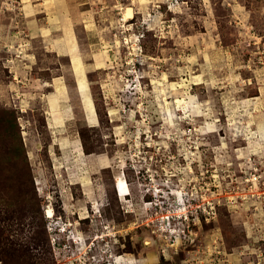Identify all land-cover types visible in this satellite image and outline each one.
<instances>
[{"label":"rangeland","instance_id":"374dc122","mask_svg":"<svg viewBox=\"0 0 264 264\" xmlns=\"http://www.w3.org/2000/svg\"><path fill=\"white\" fill-rule=\"evenodd\" d=\"M77 147L107 166L88 186L61 165ZM178 180L223 205L158 262L143 193ZM263 184L264 0H0V264H194L214 242L264 264Z\"/></svg>","mask_w":264,"mask_h":264},{"label":"built area","instance_id":"2783aa9c","mask_svg":"<svg viewBox=\"0 0 264 264\" xmlns=\"http://www.w3.org/2000/svg\"><path fill=\"white\" fill-rule=\"evenodd\" d=\"M145 153L149 155L148 151H145L144 154ZM255 170L258 169L254 168L253 171L255 172ZM261 180L262 178L260 175L253 173L251 178L246 181L258 186V183H263ZM180 183L181 181L178 180L177 183L170 186V182H164L161 185H155L148 188L143 193L142 202L144 206L147 207L146 209L152 212L150 213V218L147 222L144 221L142 226L151 227V225H154L156 227L153 234L157 235L159 241L162 242L160 255L166 261H171V250L177 254V251L182 249L185 245L189 244V247L194 248L196 246L194 243L199 233L198 230L195 231V228L199 227V223H201L202 219L207 223H210V219H215L217 205L219 207L223 205L222 199L210 202L207 199L202 198L203 202H200L199 199L201 196H197L198 192L196 191V188L192 187L190 184L187 190L186 188L180 189ZM204 185L207 186L208 183L204 182ZM115 189L120 199L116 183ZM148 196H150V199L146 200V197ZM130 197L131 193L126 196V200L130 199ZM254 197H256V195ZM125 213L129 214V211L126 210ZM67 225L69 224L61 222L59 230L62 231V233H65V227H67ZM100 238L101 236H96L90 245H88L87 248L88 251H90L89 253H91L93 249H96L95 243ZM73 241L74 243H77L75 240ZM202 249V252L199 247L196 251H193L194 249L188 251L189 253L193 251L192 253L196 254L194 264H219L225 261L227 256L225 250L222 249L221 246H218L216 242H214V245H212L211 248L208 245L206 249ZM91 258L93 264H100V262L96 260L97 258L95 255H92ZM121 258V256L117 258L114 257L112 258L113 263L109 264H117L118 259Z\"/></svg>","mask_w":264,"mask_h":264},{"label":"crops","instance_id":"0c3cea01","mask_svg":"<svg viewBox=\"0 0 264 264\" xmlns=\"http://www.w3.org/2000/svg\"><path fill=\"white\" fill-rule=\"evenodd\" d=\"M58 149L60 151V154H63L65 159H66L67 156H69V158H68L69 160L67 161V163L65 164V162H66L65 161L61 165H68V164L70 165L72 163L75 164L74 171L76 172V174H75V176H71L72 177L71 179H74V181H75L74 185H76V186H78V185H80V186L91 185L93 183V179H92L91 176L93 174L94 175L97 174L96 171L98 169H103V167L104 168L107 167V166H105L106 164H105V160L104 159H102V158H98L97 159V158H95V156L85 154L84 151H83V154H82L81 150L78 147H77L76 150L71 149L69 151H67V149H65V148H63V150H61V148H58ZM73 160H74V162H70V161H73ZM70 169L71 168H67L66 166H63L62 171L65 172V174L66 173L68 174ZM71 179H68V180H71ZM69 182L71 183V181H69ZM88 207H90V206H88ZM90 209L91 210L89 211V215H90L89 218L92 220L93 216L91 217V214L95 213V208L91 205ZM158 254H159L158 262H159L160 258H161V255H160V252H158ZM235 254L234 255L230 254V255L226 256L225 261H223V262H221L219 264H242V259L243 258L241 256H239L240 254H237V255H235ZM124 255H128L129 256V254H127V253L124 254ZM140 261L149 262L150 260H148V259L147 260L146 259L142 260L141 259V260H138V262H137V260H135V259L131 260V257H129V258L122 257L121 259L118 260L117 264H137V263L142 264V263H140ZM258 262H257V264H260V260ZM208 264H210V263H208Z\"/></svg>","mask_w":264,"mask_h":264},{"label":"bare ground","instance_id":"6f19581e","mask_svg":"<svg viewBox=\"0 0 264 264\" xmlns=\"http://www.w3.org/2000/svg\"><path fill=\"white\" fill-rule=\"evenodd\" d=\"M134 19V10L131 8V7H126V8H124L123 9V18H122V22H123V24H127V23H129L130 21H132ZM64 88H65V91H66V93H67V95H68V90H67V88H66V86L64 85ZM161 93H162V95L164 96V98H165V101H166V105H168L167 104V95H166V93H165V90H164V88H162L161 89ZM176 103L177 104H179L178 106L180 107H182L183 108V110L186 112L187 110V107H188V104L185 102V101H183V100H180V99H177L176 100ZM167 110H168V114H170V112H169V108L167 107ZM117 180H116V184H117V188H118V192H119V196L121 197V198H125L126 196H128L129 194H130V188H129V185H128V183H127V181H126V179L125 178H123V177H117L116 178ZM54 215H55V213H54V210H53V208L50 206V207H48V209H47V216H48V218L49 219H52V218H54ZM83 215V214H82ZM85 216V215H84ZM146 245H151L152 243H151V241L148 239V240H146ZM119 260V259H118ZM120 262V261H119Z\"/></svg>","mask_w":264,"mask_h":264},{"label":"flooded vegetation","instance_id":"af4514ba","mask_svg":"<svg viewBox=\"0 0 264 264\" xmlns=\"http://www.w3.org/2000/svg\"><path fill=\"white\" fill-rule=\"evenodd\" d=\"M123 254H126V253H122V255H123ZM113 255H114V254H112L111 257H112ZM119 256H121V255H119Z\"/></svg>","mask_w":264,"mask_h":264}]
</instances>
